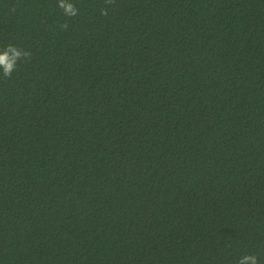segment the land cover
<instances>
[{
	"label": "trees",
	"instance_id": "obj_1",
	"mask_svg": "<svg viewBox=\"0 0 264 264\" xmlns=\"http://www.w3.org/2000/svg\"><path fill=\"white\" fill-rule=\"evenodd\" d=\"M71 2L0 0V264H264V0Z\"/></svg>",
	"mask_w": 264,
	"mask_h": 264
},
{
	"label": "clouds",
	"instance_id": "obj_2",
	"mask_svg": "<svg viewBox=\"0 0 264 264\" xmlns=\"http://www.w3.org/2000/svg\"><path fill=\"white\" fill-rule=\"evenodd\" d=\"M115 2L116 0H104L105 5L108 7L113 6ZM57 7L68 17H74L79 14L78 8L71 2V0H57ZM12 11H15V6H13ZM101 15H108L107 8L101 9ZM59 27L66 30L68 24L63 23ZM30 58V51L22 50L12 44L6 45L4 48L0 49V75L5 79L10 78L12 73L16 70L18 62L22 59L27 61ZM236 264H259V261L256 255L245 254L237 260Z\"/></svg>",
	"mask_w": 264,
	"mask_h": 264
}]
</instances>
